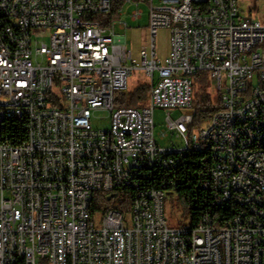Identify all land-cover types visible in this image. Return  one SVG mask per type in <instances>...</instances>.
I'll return each mask as SVG.
<instances>
[{"label":"built area","instance_id":"2783aa9c","mask_svg":"<svg viewBox=\"0 0 264 264\" xmlns=\"http://www.w3.org/2000/svg\"><path fill=\"white\" fill-rule=\"evenodd\" d=\"M143 4L135 57L123 16ZM135 70L147 102L116 106ZM203 71L222 106L192 131ZM156 108L184 112L160 138ZM171 197L192 227L170 224ZM0 264H264V18L239 0H0Z\"/></svg>","mask_w":264,"mask_h":264},{"label":"rangeland","instance_id":"374dc122","mask_svg":"<svg viewBox=\"0 0 264 264\" xmlns=\"http://www.w3.org/2000/svg\"><path fill=\"white\" fill-rule=\"evenodd\" d=\"M240 9L245 17H262L264 18V0H239ZM143 10L142 18L133 21L130 17L132 7L125 8L123 19L128 23V30L126 32L127 46L133 51L134 56L137 57L141 48L148 46L149 44V6L143 4L141 6ZM156 46L158 49V56L165 58L170 51V31L168 29H160L156 36ZM147 82L144 72L141 70H135L128 79V91L133 92L138 88L145 85ZM211 88L209 90L210 97L215 100L218 96L215 90V85L210 80ZM149 93L147 95L145 104L148 100ZM142 105V104H141ZM182 110H170L156 108L154 111L155 120V133L157 138H160V133L163 130H167V118L170 116L172 121H177L183 116ZM101 119L94 120L95 127L109 128L111 120L108 112H102L97 114ZM172 144L182 146V141L173 135H169L165 141H161V145L170 146ZM165 214L170 224H175L178 227L190 228L192 227L191 210L186 202L169 198L165 202ZM101 214H97L94 217V222L97 225L101 224ZM130 225V223H129Z\"/></svg>","mask_w":264,"mask_h":264},{"label":"trees","instance_id":"16d2710c","mask_svg":"<svg viewBox=\"0 0 264 264\" xmlns=\"http://www.w3.org/2000/svg\"><path fill=\"white\" fill-rule=\"evenodd\" d=\"M210 80V74L206 71L199 72L194 77V101L192 105L194 119L191 126L192 131L203 126L221 109L222 103L219 96L217 95L218 97L215 100H212L210 97ZM149 91L150 87L145 84L133 92H117L115 94V105L133 107L143 106ZM108 203L109 201L104 198L102 193H97L94 197L92 213L95 214Z\"/></svg>","mask_w":264,"mask_h":264}]
</instances>
